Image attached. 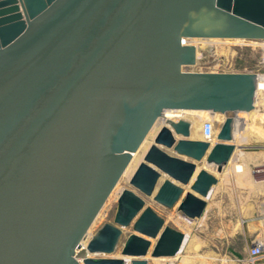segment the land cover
Masks as SVG:
<instances>
[{"label": "water", "instance_id": "obj_1", "mask_svg": "<svg viewBox=\"0 0 264 264\" xmlns=\"http://www.w3.org/2000/svg\"><path fill=\"white\" fill-rule=\"evenodd\" d=\"M191 38L264 40V0H0V264H149L148 254L182 251L186 234L144 195L202 217L218 183L206 167L222 172L233 157L236 116L256 109L258 81L254 72L187 70L198 59ZM168 110L223 115L218 141L166 118L130 179L141 194L123 190L115 223L86 247L112 254L132 225L121 257L79 260Z\"/></svg>", "mask_w": 264, "mask_h": 264}, {"label": "rangeland", "instance_id": "obj_2", "mask_svg": "<svg viewBox=\"0 0 264 264\" xmlns=\"http://www.w3.org/2000/svg\"><path fill=\"white\" fill-rule=\"evenodd\" d=\"M185 43L197 46L198 59L195 65L186 67L191 71H226V72H264V64L262 56L264 52V40H237V39H201L191 38L185 39ZM257 108V107H256ZM253 113H239V116L245 119V126L241 127L235 134V143L237 144L236 156L238 159L242 156L253 155L248 149L264 145V140H256L254 135L251 134L249 125L255 124ZM173 115V114H172ZM224 118L223 115H220ZM172 118V117H171ZM183 118H188L184 116ZM163 120V119H162ZM159 120L148 137L142 144L141 148L134 154L133 160L129 168L125 171L113 192L105 202L103 208L99 212L97 218L93 222L88 231L85 239V245L77 252V258L82 261L83 258L88 256L93 257H121L122 249L128 237L134 233L133 226L123 228V234L119 241L116 250L112 254H91L86 249V245L91 237L100 229L105 223H115V215L118 209V199L120 194L125 189H131L141 194L130 183L133 172L138 167L139 163L143 161L146 151L149 149L154 141L155 135L159 128L163 125ZM255 122V123H253ZM223 123V122H222ZM222 123L218 124L220 126ZM263 123V122H262ZM160 124V125H159ZM259 124V123H257ZM261 125V124H260ZM264 128V123L262 124ZM195 126H193V129ZM194 132H192L191 136ZM246 134L250 141L241 142L240 136ZM199 136L193 138H198ZM253 138V140H251ZM153 139V141H152ZM152 141V142H151ZM246 146V150L244 147ZM168 153L176 155L173 150L163 147ZM251 151V150H250ZM243 152V155L241 154ZM233 162L226 165L222 173H218L215 167L210 170L214 171L219 177V182L216 185L217 192L207 199V207L202 217L197 219H189L185 217L179 210L178 205L172 208L165 207L156 202L153 197L145 196L146 204L151 206L159 215H161L167 225H170L187 235L189 242L182 252L187 260L185 264H191V260L195 256L206 255L210 252L223 253L227 251V242L224 237L229 235L241 237L243 234L250 237L260 235L262 232L260 226V216L264 213L260 211L238 212L229 210L231 197L227 196V192L221 193V189H235L237 184H243L242 174L232 168ZM226 173V176H222ZM167 176H163L161 181ZM246 185H249L246 183ZM249 191V190H246ZM155 240H153V245ZM149 264H180V255L174 257H152L151 254L147 255Z\"/></svg>", "mask_w": 264, "mask_h": 264}, {"label": "crops", "instance_id": "obj_3", "mask_svg": "<svg viewBox=\"0 0 264 264\" xmlns=\"http://www.w3.org/2000/svg\"><path fill=\"white\" fill-rule=\"evenodd\" d=\"M257 109L263 110V108ZM256 110V109H255ZM254 110V111H255ZM253 112V111H252ZM245 113V112H244ZM251 113V112H250ZM183 117V116H180ZM189 119V118H187ZM208 119L205 118L204 121ZM211 119V118H210ZM190 120V119H189ZM203 121V123H204ZM263 124V123H262ZM245 126V119L239 114L236 116L235 120V126H234V140L233 143L236 146L235 152L233 154V157L231 160L226 164H230L232 161V168L236 169L237 165H242L244 170L238 171V172H244L242 174V178H239L240 180H243V184L238 183L235 189H221V193L227 192V196L231 197V203L229 205V210L232 211H238V212H250V211H264V145L253 147V149H248L253 155L249 156H242V158L238 159L236 156L237 152V144L235 143V134L238 132V130H242L241 127ZM215 137L211 139L212 145H214L218 140L216 138L217 133L220 129V126L215 127ZM195 131V128L192 127V132ZM246 135V134H244ZM240 136L239 140L243 142V136ZM198 135H196L197 137ZM247 136V135H246ZM195 137L192 136L191 138ZM199 138H205L204 135L195 139ZM249 138V137H247ZM255 138V135H254ZM250 139V138H249ZM256 139V138H255ZM253 140V138L251 139ZM250 141V140H249ZM246 146L244 147V150ZM251 150V151H250ZM243 155V152H241ZM226 165L223 167H226ZM204 167V166H202ZM211 167L215 166H208L206 167L210 172L214 173V171L210 170ZM216 168V167H215ZM217 169V168H216ZM222 170V172H223ZM237 171V170H236ZM222 172H218L219 174ZM217 176V174H215ZM222 176H226V173H223ZM218 182H219V177ZM249 184V185H246ZM218 184V183H217ZM216 184V185H217ZM216 185L213 187L210 196H213L217 192ZM249 190V191H246ZM208 204V202H207ZM261 217V216H260ZM261 226V222H260ZM223 242H227V251L223 253L218 252H210L206 255H200L195 256L191 260V264H264V256L261 257V259L257 260L256 262H252L250 259V249L253 247L254 243L262 242L264 241V235L261 232V234L250 237L249 235L243 234L241 237L232 236L229 235L227 237L223 238ZM189 242V238L186 239L185 245L183 247V250L178 253L176 256L180 255L181 263L185 264L186 256L182 255L181 253L184 252L187 244Z\"/></svg>", "mask_w": 264, "mask_h": 264}, {"label": "bare ground", "instance_id": "obj_4", "mask_svg": "<svg viewBox=\"0 0 264 264\" xmlns=\"http://www.w3.org/2000/svg\"><path fill=\"white\" fill-rule=\"evenodd\" d=\"M253 112H254L253 113L254 121L259 123V124L253 122L255 124L249 125V127L247 129H250L251 134L255 135L256 140H264V128L262 126V122L264 123V109L259 111V109L256 108V110L253 111ZM220 115L221 114H214L213 115V114H210L209 112L196 111V110H168V111H166L165 116L163 118L159 119V120L163 119L162 121H160V124L162 123L163 125H165L166 124V118H171V117L174 118V117H178V116H183V117L187 116L190 119L191 123H192V127L195 126V131H193L194 132L193 135L196 134L199 137H201V136H203V125H204L203 121H204V119L205 118H208V119L211 118L213 120V122L215 123V127H216L217 123L220 124V123H222L224 121V118L221 117ZM156 125H158V124L156 123ZM215 127H214V132H213V135H212L211 139H213L215 137V129H216ZM242 140H243V142H248L249 138H247V136L244 135ZM152 141H153V139H152ZM236 170L237 171H241V170H244V168H243L242 165H237L236 166ZM186 239H187V235H186ZM185 242H186V240H185ZM84 245H85V240L82 242V247ZM87 245H88V243H87ZM87 245H86V247H87ZM184 245H185V243H184ZM130 259H131L130 257H127V261L128 262H129Z\"/></svg>", "mask_w": 264, "mask_h": 264}, {"label": "built area", "instance_id": "obj_5", "mask_svg": "<svg viewBox=\"0 0 264 264\" xmlns=\"http://www.w3.org/2000/svg\"><path fill=\"white\" fill-rule=\"evenodd\" d=\"M264 48V46H263ZM262 62L264 64V52L262 56ZM258 81L255 94V107L263 108L264 107V72H257ZM182 118L180 116L174 117L173 119ZM215 123L212 119H206L203 125V135L206 139L211 140V137L214 132ZM264 171V167H263ZM261 229L264 235V213L260 217ZM264 256V241L254 243L253 247L250 249V259L252 262H256Z\"/></svg>", "mask_w": 264, "mask_h": 264}]
</instances>
